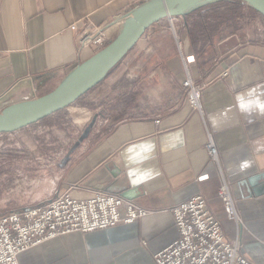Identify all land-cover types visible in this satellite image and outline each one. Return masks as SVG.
I'll list each match as a JSON object with an SVG mask.
<instances>
[{"label":"crops","instance_id":"crops-1","mask_svg":"<svg viewBox=\"0 0 264 264\" xmlns=\"http://www.w3.org/2000/svg\"><path fill=\"white\" fill-rule=\"evenodd\" d=\"M144 1L0 0V110L55 89L98 51L95 44H79L73 23L105 25L113 39L121 30L119 17ZM251 10L244 1H198L147 29L109 79L111 85L119 82L129 67L139 72L130 90L106 100L100 114L105 134L41 196L70 192L84 198L108 191L149 212L48 239L22 252L21 264H157L155 254L179 234L171 208L198 193L226 236L240 240V252L264 264V114L241 113L235 103L238 93L264 90V41L252 39ZM188 76L203 88V111L190 105L183 83ZM88 111L74 109L83 114L78 124L91 118ZM209 130L219 163L210 160ZM144 140L155 146L144 164L153 174L133 186L122 152ZM224 181L240 225L226 216L218 194Z\"/></svg>","mask_w":264,"mask_h":264},{"label":"built area","instance_id":"built-area-1","mask_svg":"<svg viewBox=\"0 0 264 264\" xmlns=\"http://www.w3.org/2000/svg\"><path fill=\"white\" fill-rule=\"evenodd\" d=\"M126 18L127 15H123L118 21L123 24ZM71 27L77 31L81 46L95 44L100 48L110 39L105 25L77 21ZM183 83L191 107L203 111V88L191 76ZM207 149L210 160L219 163V148L210 130ZM218 194L227 218L240 225L242 218L228 181L223 182ZM171 210L179 234L155 254L157 264H255L240 252L239 239L226 236L221 221L201 193ZM148 212L113 192L96 191L84 198L70 192L60 193L41 205L0 216V264H21L22 252L65 233L107 228L121 221H134Z\"/></svg>","mask_w":264,"mask_h":264},{"label":"rangeland","instance_id":"rangeland-1","mask_svg":"<svg viewBox=\"0 0 264 264\" xmlns=\"http://www.w3.org/2000/svg\"><path fill=\"white\" fill-rule=\"evenodd\" d=\"M256 11L251 10L252 39L264 41V16ZM122 61L101 83L71 105L18 130L0 133V216L41 205L60 194L54 192L47 198L41 196L60 184L69 166L87 148L100 141L107 130L100 115L105 112L106 100L109 96L116 100L118 94L126 93L139 76L137 70L129 67L125 76L111 85L109 79L115 76ZM76 107L89 110L88 117L91 118L86 124L77 123L83 114H75ZM96 113L98 115L94 118Z\"/></svg>","mask_w":264,"mask_h":264},{"label":"water","instance_id":"water-1","mask_svg":"<svg viewBox=\"0 0 264 264\" xmlns=\"http://www.w3.org/2000/svg\"><path fill=\"white\" fill-rule=\"evenodd\" d=\"M198 1L146 0L121 26L120 32L104 47L80 63L55 89L35 98L16 101L0 111V133L12 132L71 105L101 83L135 47L147 29L161 19L182 12ZM264 16V0H242ZM261 190L256 189V192Z\"/></svg>","mask_w":264,"mask_h":264},{"label":"clouds","instance_id":"clouds-1","mask_svg":"<svg viewBox=\"0 0 264 264\" xmlns=\"http://www.w3.org/2000/svg\"><path fill=\"white\" fill-rule=\"evenodd\" d=\"M235 103L241 113L249 114L253 111L264 114V90L250 89L247 92L238 93ZM155 146L150 140L129 144L122 152L124 165L129 173L130 183L135 186L138 180L153 174V170L144 167V164L152 158Z\"/></svg>","mask_w":264,"mask_h":264},{"label":"bare ground","instance_id":"bare-ground-1","mask_svg":"<svg viewBox=\"0 0 264 264\" xmlns=\"http://www.w3.org/2000/svg\"><path fill=\"white\" fill-rule=\"evenodd\" d=\"M131 13H132V12H131ZM131 13L127 14V16L130 15Z\"/></svg>","mask_w":264,"mask_h":264},{"label":"trees","instance_id":"trees-1","mask_svg":"<svg viewBox=\"0 0 264 264\" xmlns=\"http://www.w3.org/2000/svg\"><path fill=\"white\" fill-rule=\"evenodd\" d=\"M238 1H242V0H238ZM259 12V11H258Z\"/></svg>","mask_w":264,"mask_h":264}]
</instances>
